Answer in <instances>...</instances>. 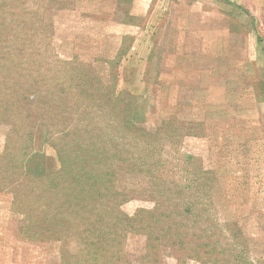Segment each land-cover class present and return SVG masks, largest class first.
<instances>
[{
  "label": "rangeland",
  "instance_id": "obj_1",
  "mask_svg": "<svg viewBox=\"0 0 264 264\" xmlns=\"http://www.w3.org/2000/svg\"><path fill=\"white\" fill-rule=\"evenodd\" d=\"M12 91L0 264H264V0H0Z\"/></svg>",
  "mask_w": 264,
  "mask_h": 264
},
{
  "label": "trees",
  "instance_id": "obj_2",
  "mask_svg": "<svg viewBox=\"0 0 264 264\" xmlns=\"http://www.w3.org/2000/svg\"><path fill=\"white\" fill-rule=\"evenodd\" d=\"M82 78V77H81ZM82 80H84V77L82 78ZM85 81V80H84ZM12 94H11V97H10V100L7 98V99H4V101H1V107L3 108V109H5V110H7L9 107H10V105L11 104H13L14 103V100H15V103H14V106H13V109H15V110H17V111H19L20 112V105L21 104H23L24 103V99H26V98H23L24 96H23V94L22 93H19L18 92V95H14L13 94V91L11 92ZM1 100H3V98L1 97ZM23 101V102H22ZM6 105V106H5ZM16 111V112H17ZM22 114V115H21ZM20 116H21V118H22V120H24V117H25V113H20L19 114ZM46 126L47 127H49L50 126V124H46ZM68 125H66L65 127H67ZM69 127V126H68ZM97 132H101L102 131V129H98V130H96ZM101 134V133H100ZM66 136H69L68 134H66ZM65 136V137H66ZM60 140V142H59V145L58 144H56V145H58V146H56L55 147V150H58V154H60V155H62L63 153H66V150H65V148H66V146L69 144L67 141H64V139L63 138H61V139H59ZM81 142L83 143V145L86 143V144H88V140H86V139H80V138H72V142H71V144H81ZM62 143V144H61ZM79 147V146H78ZM68 153H70V151L68 150L67 151ZM57 154V155H58ZM59 156V155H58ZM85 156H89V155H87V154H85ZM62 157V156H61ZM62 162H64V161H62ZM78 165H79V163H78ZM85 178V177H84ZM146 212V214L148 215V216H150V218L151 217H155V215H154V213L153 212H150V211H145ZM160 215V214H159ZM126 225L128 226V227H131V228H133L132 226H130L131 224H130V220H133V219H131V218H129V217H127L126 219ZM140 221H142V220H140V219H136V223H140ZM130 224V225H129ZM182 226V222H181V224L179 225V227H181ZM180 232V231H179ZM178 233V232H177ZM182 233H183V231H182ZM166 234L167 235H171V232H170V227L168 226V229L166 230ZM182 236H183V234H182ZM161 243V242H160ZM187 240L185 241V240H183V239H181V240H178L177 239V241H171V242H167V243H162V244H172V245H175V246H177V248L179 249V250H183V248H184V246L185 245H187ZM216 243V242H215ZM151 247H153V245L151 246ZM154 248V247H153ZM153 252V251H152ZM158 254L156 253L155 254V257H154V259L152 258V259H150V261H149V263L150 264H157L158 263V259L156 260V256H157ZM160 255V254H159ZM151 256L153 257L154 256V254H151ZM124 261L125 262H127L125 259H124ZM111 264H114V263H111ZM126 264H130L129 263V261L126 263Z\"/></svg>",
  "mask_w": 264,
  "mask_h": 264
}]
</instances>
